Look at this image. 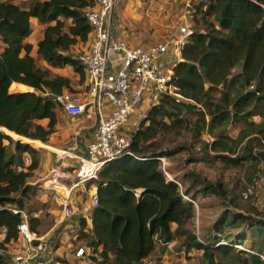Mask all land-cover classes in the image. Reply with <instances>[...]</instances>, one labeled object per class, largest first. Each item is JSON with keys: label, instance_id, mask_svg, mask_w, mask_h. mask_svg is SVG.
<instances>
[{"label": "trees", "instance_id": "trees-1", "mask_svg": "<svg viewBox=\"0 0 264 264\" xmlns=\"http://www.w3.org/2000/svg\"><path fill=\"white\" fill-rule=\"evenodd\" d=\"M17 1L0 0V41L5 45L0 52V127L25 142L0 133V232L5 231L0 264H8L5 252L18 239L21 212L35 210L28 181L41 153L26 142L46 143L55 133L61 105L54 97L70 89L69 79L53 76L31 56V19L44 27L39 57L53 68L70 65L86 77L72 49L88 41L92 29L85 12L96 6V0H27L25 7ZM197 12L201 27L183 47L170 82L181 98L164 94L150 106L132 136L135 157L108 163L92 181L99 206L92 210L89 229L82 221L86 243L79 247L98 264H148L169 246L201 252L199 264H264V211L244 204L264 189L259 185L264 178V0H202ZM14 83L34 91L21 93L16 86L11 93ZM41 120H49L48 125ZM231 125H240L237 136L229 134ZM183 131L194 144L191 150L188 145L163 147L161 135L181 137ZM194 146L200 157L189 163L240 169L247 181L244 192L238 195L196 172L179 182L168 180V159L185 150L193 153ZM200 198H214L211 206L221 209L217 222L202 230L204 240L194 226ZM29 223L36 232L38 220L30 217ZM249 237L251 246L242 248Z\"/></svg>", "mask_w": 264, "mask_h": 264}, {"label": "crops", "instance_id": "crops-1", "mask_svg": "<svg viewBox=\"0 0 264 264\" xmlns=\"http://www.w3.org/2000/svg\"><path fill=\"white\" fill-rule=\"evenodd\" d=\"M25 1L27 0H19L16 3L21 5ZM98 2L99 0H96V4ZM201 2L202 0H119L111 17L106 21V25L117 40L123 41L133 48L171 44L167 53L159 59L158 64L161 70L173 71L175 65L181 60V53L178 54L174 51V42L179 39V29L184 27L189 30L191 35L194 30L201 27L203 19L201 13L197 12V7ZM31 27L32 34L28 38V42L33 45L31 56L35 58L39 67L48 69L53 76L69 79L70 89H65L64 92L79 95L82 102L86 104L87 111L81 116H70L62 106L58 107L56 131L49 140L46 143L35 141L38 144L26 142L39 150L41 156L38 169L34 171L28 181V185L35 191L34 197L30 201L35 210L31 214L25 210L22 212L27 215L28 222L30 217L38 220L37 234L45 236L49 240V248L41 253L39 260L44 261L53 256L58 264H88L77 259L75 253L76 249L84 242L80 235L83 229L82 221L86 220L87 229L91 227L93 208L91 202L93 196L98 195V189L95 182L73 189L72 187L77 182L76 171L80 164V158L86 157L89 145L95 140L98 118L90 108L86 77H82L70 65L65 68H53L40 58L38 44L43 39L44 27L34 18L31 19ZM92 40L93 36L90 34L86 43L78 44L72 49V55L79 57L88 52ZM4 48L5 45L0 41V52ZM117 63L118 67L115 72L121 69L120 63ZM111 69L109 66L108 71ZM16 86L21 87L18 88L21 93L34 91L31 87L14 83L10 88L11 93ZM156 101L155 94L151 90L145 97L144 103L121 127V133L133 136L142 124L141 114ZM104 112L106 115L112 112L109 103L106 104ZM38 123L46 127L49 120H41ZM15 139L18 140V138ZM64 152L73 154L63 157ZM26 162L30 163L28 158H26ZM54 166H57L60 172L65 174L59 181V190L46 186L47 180L51 177L50 171ZM64 203L69 206L71 212L69 216H65ZM11 247L12 249L16 247V250H13L11 258H8V264H12L14 255L20 251L16 242ZM9 251L5 252V255H8Z\"/></svg>", "mask_w": 264, "mask_h": 264}, {"label": "built area", "instance_id": "built-area-1", "mask_svg": "<svg viewBox=\"0 0 264 264\" xmlns=\"http://www.w3.org/2000/svg\"><path fill=\"white\" fill-rule=\"evenodd\" d=\"M118 2L119 0H99L93 9L85 12L92 29L93 40L90 50L81 54L79 60L86 72L90 108L97 116L98 124L94 142L89 145L86 157L80 158L76 171L77 182L72 189L98 180L100 172L108 163L124 156L135 157L130 152L133 137L122 134L121 127L144 103L151 90L157 99L156 103L164 94L181 98L179 94L174 93V88L170 85L173 71L161 70L158 64L171 44L133 48L117 40L107 28L106 21L111 17ZM189 37V30L181 27L179 39L174 42V51L180 54ZM117 62L120 63L121 69L115 72ZM109 66L112 68L111 71H108ZM54 98L70 116H81L87 111L86 104L77 94L63 92ZM107 103L112 107V112L108 115L104 112ZM150 106L152 105L147 109H150ZM147 115L148 110L141 114V121L146 120ZM71 154L73 153L64 152L62 156ZM159 160L165 165L164 157H160ZM50 174L51 177L46 182L47 188L59 190V181L65 174L60 172L57 166L51 169ZM165 174L168 175L166 171ZM92 202L94 207L99 206L97 195L93 196ZM64 207L65 216H69L71 212L68 204L64 203ZM22 215L24 220L18 228L16 241L20 251L14 255L12 264H57L53 256L44 261L38 259L41 253L48 250L49 240L31 230L27 215L23 212ZM4 236L5 231L0 232V240H3ZM75 255L77 259L92 263L83 246L76 249Z\"/></svg>", "mask_w": 264, "mask_h": 264}, {"label": "rangeland", "instance_id": "rangeland-1", "mask_svg": "<svg viewBox=\"0 0 264 264\" xmlns=\"http://www.w3.org/2000/svg\"><path fill=\"white\" fill-rule=\"evenodd\" d=\"M26 1L21 4V6L25 7ZM240 72V69H237L235 73ZM257 122H259V118H255ZM168 123L169 120H166ZM240 125H231L229 127V134L233 136H237L238 131L240 130ZM182 136L179 137L177 134L173 133H165L160 136L161 142L163 143V147L166 149L176 148L178 146H187L191 150V146H193V142L191 140V137L187 134V132L183 131ZM12 137V136H11ZM15 139V137H14ZM204 139L207 141H210L211 138L208 135L204 136ZM16 140V139H15ZM24 141V140H22ZM25 142V141H24ZM4 144H7V142H4ZM194 152L190 151H182L180 152L176 157L172 159H168L167 161V168L168 175H166V178L168 180L172 181H180L182 178H185V176L191 172H196L201 174L204 178H207L209 181L212 182H222L227 184L232 190L239 192L238 195L244 192L246 188V179L243 177L241 170L237 168H227L221 163H217L215 165L205 164V163H189L190 158H197L200 157L199 154H197L198 148L194 146ZM196 150V151H195ZM261 185H263L264 188V178L260 181ZM214 198H207V199H198L197 202L200 203V208H197L196 212V219H195V228L196 233L200 235V238L204 240L205 232H202L203 229L209 228L211 225L215 224L217 222V218L220 217V207L215 205V207L211 206L214 202ZM216 201V200H215ZM244 204L248 208H256L259 210L264 211V189L262 192L258 194L251 202L244 201ZM92 210L95 208L93 205V202H91ZM69 208V207H68ZM209 233H207L206 236H208ZM249 235V233H248ZM86 243V242H85ZM83 242V244H85ZM82 244V245H83ZM251 246L250 237L249 239L244 243V246L242 248H249ZM9 254L5 255L8 258H11L13 250H16V247L12 249V247H9ZM173 250V251H169ZM178 247H166V248H160L156 255L153 257L151 256L150 259L151 262L148 264H199L201 260L200 253H183ZM88 255H89V251ZM93 255V254H91ZM92 259H95L94 257ZM97 260V259H96ZM58 262V261H57ZM98 260L95 262L93 260V264L97 263ZM9 263V261H8ZM60 263V262H59ZM58 264V263H57Z\"/></svg>", "mask_w": 264, "mask_h": 264}, {"label": "water", "instance_id": "water-1", "mask_svg": "<svg viewBox=\"0 0 264 264\" xmlns=\"http://www.w3.org/2000/svg\"><path fill=\"white\" fill-rule=\"evenodd\" d=\"M0 132H2V133H4V134H7V135H9V136H13L12 134H15V133L10 132L9 130H7V129H5V128H1V127H0ZM15 135H16V134H15ZM16 136H18V135H16ZM21 138H23V137H20V136H19L18 140H23V139H21ZM25 139H27V138H25Z\"/></svg>", "mask_w": 264, "mask_h": 264}]
</instances>
